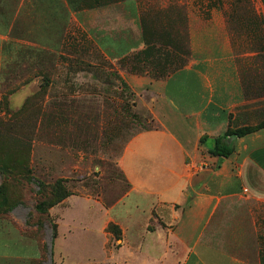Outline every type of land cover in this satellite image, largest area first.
<instances>
[{"label": "crops", "instance_id": "crops-1", "mask_svg": "<svg viewBox=\"0 0 264 264\" xmlns=\"http://www.w3.org/2000/svg\"><path fill=\"white\" fill-rule=\"evenodd\" d=\"M65 6L39 9L49 17L33 16L39 26L35 39L50 49L77 25L134 92L136 106L147 108L152 124L138 125L109 94H45L29 140L34 179L51 183L94 175L105 185L118 179L126 184L111 202L70 190L50 208L57 231L77 200L87 204L81 218H89V209L101 216V242L86 240L79 248L55 241L51 264H264V127L226 139L233 148L226 158L209 153L229 126L264 119V70L254 64L258 53L238 49L223 19L212 18L207 28L191 32L186 57L175 46L144 42L136 3L121 5L129 10L127 18L116 12L107 19L104 8L74 13ZM63 8L66 15L59 19ZM59 22L65 32L57 35ZM6 33L0 32V42L8 40ZM6 56L0 51V80ZM30 86L41 88L23 85L13 96ZM4 124L0 119V186L3 168L8 171ZM9 216L0 213V264L40 259L38 246L18 240V225ZM88 223L72 228L90 233ZM110 223L118 228L112 241Z\"/></svg>", "mask_w": 264, "mask_h": 264}, {"label": "rangeland", "instance_id": "rangeland-1", "mask_svg": "<svg viewBox=\"0 0 264 264\" xmlns=\"http://www.w3.org/2000/svg\"><path fill=\"white\" fill-rule=\"evenodd\" d=\"M105 1H107L106 5L98 7L105 9V19L112 18L113 13L117 14L116 12H119L122 18H127L130 14L129 10L121 5L129 1L136 3L138 20L142 28L141 33H144L148 40L158 41L165 46H175L183 51L186 49L188 54V38L191 32L199 28H207L212 18L223 19L226 23L225 32L232 36L234 45L243 52L258 53L259 60L254 64L264 70V4L261 0ZM85 2H90V0H85ZM48 3L66 4L65 7H69L74 13L78 12L74 11L72 6L70 7L68 0H0V32L2 30L8 32L5 34L8 35V40L0 42V51L8 55L2 60L0 115L1 112L3 115L0 119L3 125L5 122L8 123L10 136H17L16 133L21 129L26 130L25 138L32 133L31 127L47 93L54 95L109 94L121 101L126 112L135 118L138 125L152 124L147 108L136 106L137 98L134 92L105 58L97 43L77 25L73 24L67 28V34L65 36L61 34L59 37L63 40L57 41L50 49L48 46L45 48L43 42L35 39L39 34V26L36 25L37 20L33 19V16L43 8L46 9ZM66 10V8L58 10L59 19L60 14L61 19L66 15ZM82 10L92 9L83 8ZM40 14L43 15L40 20H47L49 17L47 11L46 13L41 11ZM60 25L56 28L57 35L65 32L64 25ZM125 27L130 29L128 24ZM188 54L185 52L186 57ZM33 83L41 86L47 85L50 88L44 93H39L38 89L33 90L30 86L29 89L20 90L13 96L20 86ZM27 94L29 95L26 98L25 107L19 111L20 104ZM262 122L258 120L248 126H256ZM29 164L19 169L15 165L9 178L10 209L8 214L10 215L9 220L18 225V240L24 244L38 246L42 252L40 258L43 260L42 264H51L50 250L55 241L67 242L75 246L86 240L91 243L101 242L97 233V225L101 222L100 213L96 209H89V218H81L85 215L87 205L83 199L77 200L70 209L65 211L64 219L60 220L57 237L51 240V231L46 223L45 214L34 209V205L42 197L35 194L37 187L28 182L29 175L32 174ZM60 179H67V183L65 180L63 184L75 194L100 196L109 202L117 199L126 189V184L119 179L105 185L94 175L83 179L62 177L57 180ZM93 184L98 185L93 188ZM48 191L47 189L46 192ZM48 213L50 214V209ZM12 215L15 217H11ZM48 220L56 223L51 215ZM84 221L91 225L90 233L84 234L72 228L78 222ZM113 225L110 223L106 229L111 235L110 241L114 237L118 238V230L113 228ZM13 236L11 233L8 235L10 242H15L16 237ZM44 246H46V252L43 251ZM36 261V259L22 261L15 258L3 264H38Z\"/></svg>", "mask_w": 264, "mask_h": 264}, {"label": "trees", "instance_id": "trees-1", "mask_svg": "<svg viewBox=\"0 0 264 264\" xmlns=\"http://www.w3.org/2000/svg\"><path fill=\"white\" fill-rule=\"evenodd\" d=\"M264 4V0H261ZM68 4L70 7L72 6L74 8V11H80L83 8L86 9H94L101 7L103 5L107 4V1L102 0H90V2H85V0H68ZM71 7V8H72ZM142 34V39L144 42L151 43L155 42L154 40H148L147 37ZM188 54V51L185 49L184 53ZM39 93L45 92V86H41L39 89ZM27 100L24 101V105L21 106V109L23 110L25 107V103ZM41 106L39 108L38 115L40 113ZM38 116L36 117L37 120ZM34 121L32 125V129L34 128L35 122ZM263 122L256 126H241V127H231L229 126L227 130L224 132V134L220 137H217L214 140V147L209 153L211 155L226 158L228 157L232 151V145L228 144L226 142V139H233V138H240L242 136H245L247 134H250L260 128L264 127V119ZM8 131H9V125H8ZM25 129H21L16 134L17 136L11 137L9 133V141H8V171H5V167L3 168V182L0 186V213L3 215L6 214V212L9 211V178H10V172L15 169L17 166V169L24 168L25 165L29 164V140L31 138V134L25 138ZM21 133L23 135H21ZM21 135V136H20ZM16 165V166H15ZM22 170V169H21ZM28 182L34 186L37 187V190L35 191V194L37 196L42 197L41 200L37 201L34 205V209L41 214H45L46 216V223L50 227L51 231V240L55 239L57 237V225L54 222H51L48 220V217H50V214L48 213V210L55 206L56 204L60 203L63 199H65L67 196H69L70 191L66 188V186L63 184L64 180L62 181L57 180L53 183H44L39 180L34 179L33 175L30 174L28 178ZM47 189L49 190L48 192ZM109 227V225H108ZM113 228H117L115 225L112 226ZM118 230V228H117ZM41 248V247H40ZM46 252V246H44V250ZM262 260H264V257L262 256ZM36 262L38 264H42L43 260L38 259Z\"/></svg>", "mask_w": 264, "mask_h": 264}]
</instances>
